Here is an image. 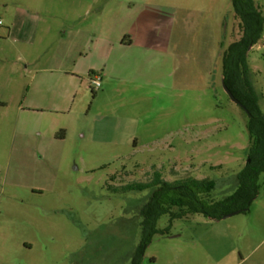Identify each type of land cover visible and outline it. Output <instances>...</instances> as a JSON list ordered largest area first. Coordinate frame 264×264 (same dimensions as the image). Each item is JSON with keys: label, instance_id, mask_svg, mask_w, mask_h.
I'll return each instance as SVG.
<instances>
[{"label": "rangeland", "instance_id": "1", "mask_svg": "<svg viewBox=\"0 0 264 264\" xmlns=\"http://www.w3.org/2000/svg\"><path fill=\"white\" fill-rule=\"evenodd\" d=\"M255 4L264 18V0ZM73 26L75 45L96 27V66L108 65L100 89L89 80L56 106L64 88L40 72L30 87L25 63L62 52ZM239 33L231 0H0V264H128L151 192L123 186L156 170L214 180V200L230 195L249 117L226 94L219 58ZM247 63L264 113V38ZM259 186L226 218L163 215L167 231L141 264H264V174Z\"/></svg>", "mask_w": 264, "mask_h": 264}, {"label": "trees", "instance_id": "2", "mask_svg": "<svg viewBox=\"0 0 264 264\" xmlns=\"http://www.w3.org/2000/svg\"><path fill=\"white\" fill-rule=\"evenodd\" d=\"M231 7L240 33L229 43L222 42L219 59L225 85L247 110L248 160L243 171L236 176L235 190L220 200L212 198L216 187L214 180L186 177L169 182L157 170L148 181L124 185V190L151 192L139 211L142 216L141 244L128 264H141L144 245L149 244L155 234H165L167 229L157 228V222L163 215L170 216V223L195 213L220 219L230 212L248 209L259 192V178L264 174V113L251 80L247 51L249 46L264 38V18L255 0H231Z\"/></svg>", "mask_w": 264, "mask_h": 264}, {"label": "crops", "instance_id": "3", "mask_svg": "<svg viewBox=\"0 0 264 264\" xmlns=\"http://www.w3.org/2000/svg\"><path fill=\"white\" fill-rule=\"evenodd\" d=\"M85 28L88 29L86 31L88 32V35L82 45H75L77 35L81 33V27L76 28L73 26L70 30L71 35L69 43L65 46V49L62 52L57 53L55 46L50 58H44L45 60L41 62V64L33 65L30 62L25 63L28 73H30L31 75V78H28L30 87L41 86L44 81L46 83L56 81L57 86H62L64 88L63 93L57 96V98L55 99L56 106H60V104L66 103L65 101L72 102L75 98L77 88L80 87L84 82H89L90 76L94 73L100 75L101 86L103 85V77L105 78L104 70L107 69L108 61L105 57V60L102 62L101 66H99V68L96 66V47L94 44H91L92 34L95 33L96 27L94 26L90 29L88 27ZM52 30L54 32H60L61 34L50 32L51 35L60 37L62 35L65 36V32L63 29L53 28ZM122 31L124 30L122 29ZM122 37H120L119 40H122ZM124 42L128 48H130L133 44V41L131 39ZM124 42L122 44H124ZM153 42H155V40H153ZM91 52L93 53V59L91 58ZM55 57L57 61H54ZM28 66L31 67L28 68ZM36 72L44 74V81L34 75V73ZM101 72L103 73V77ZM106 77H111L112 79L119 80V77L113 76L111 74H107ZM66 89L68 92L65 95L64 91Z\"/></svg>", "mask_w": 264, "mask_h": 264}, {"label": "water", "instance_id": "4", "mask_svg": "<svg viewBox=\"0 0 264 264\" xmlns=\"http://www.w3.org/2000/svg\"><path fill=\"white\" fill-rule=\"evenodd\" d=\"M222 84H223V88H224L226 94L229 96V98L233 102H235L236 104H238L240 107H242L247 112V110L245 109L244 105L237 98L234 97V95L231 93V91L229 90V88L225 85L223 78H222ZM239 212H240L239 210L238 211H234V212H230L228 214L223 215L222 218L229 217V216H231V215H233L235 213H239Z\"/></svg>", "mask_w": 264, "mask_h": 264}, {"label": "built area", "instance_id": "5", "mask_svg": "<svg viewBox=\"0 0 264 264\" xmlns=\"http://www.w3.org/2000/svg\"><path fill=\"white\" fill-rule=\"evenodd\" d=\"M90 83L92 85V88L94 90H98L101 88V78L100 75L97 73H94L90 76Z\"/></svg>", "mask_w": 264, "mask_h": 264}]
</instances>
